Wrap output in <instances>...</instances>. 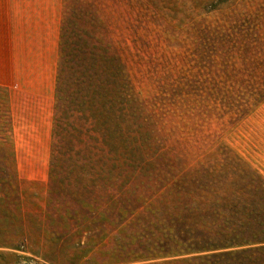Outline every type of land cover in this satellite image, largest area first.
<instances>
[{
	"label": "rangeland",
	"instance_id": "obj_1",
	"mask_svg": "<svg viewBox=\"0 0 264 264\" xmlns=\"http://www.w3.org/2000/svg\"><path fill=\"white\" fill-rule=\"evenodd\" d=\"M248 212L264 0H0V264H189Z\"/></svg>",
	"mask_w": 264,
	"mask_h": 264
},
{
	"label": "trees",
	"instance_id": "obj_2",
	"mask_svg": "<svg viewBox=\"0 0 264 264\" xmlns=\"http://www.w3.org/2000/svg\"><path fill=\"white\" fill-rule=\"evenodd\" d=\"M236 220L223 226L217 243L207 246L200 230L190 233L176 226L174 237L159 244L158 257H171L172 263L264 264V219L248 212Z\"/></svg>",
	"mask_w": 264,
	"mask_h": 264
}]
</instances>
